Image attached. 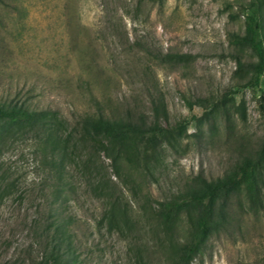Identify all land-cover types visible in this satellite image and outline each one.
Returning a JSON list of instances; mask_svg holds the SVG:
<instances>
[{"label":"rangeland","instance_id":"obj_1","mask_svg":"<svg viewBox=\"0 0 264 264\" xmlns=\"http://www.w3.org/2000/svg\"><path fill=\"white\" fill-rule=\"evenodd\" d=\"M248 1L0 0V101L50 110L68 129L95 109V99L109 109L148 112L155 92L172 131L157 149H141L138 162L121 155L113 164L79 142L56 195L37 136L0 134V264L36 256L31 219L51 205L67 222L75 264H169L157 245L154 201L197 176L223 175L262 136L256 99L264 71L258 84L242 86L249 71L235 55L254 56L232 43L243 32ZM166 53H178V61ZM232 200L236 222L210 236L191 264H263L264 210L252 209L242 187ZM112 205L116 216L108 221ZM192 224L180 219L178 239Z\"/></svg>","mask_w":264,"mask_h":264},{"label":"trees","instance_id":"obj_2","mask_svg":"<svg viewBox=\"0 0 264 264\" xmlns=\"http://www.w3.org/2000/svg\"><path fill=\"white\" fill-rule=\"evenodd\" d=\"M246 9L243 32L232 38L233 44L249 50L254 56L253 60H246L235 55L236 65L249 71L242 86L258 84L264 71V16L261 0H249ZM164 57L166 60L178 61V53H166ZM256 102L263 131L255 148L244 154L223 175L213 179L202 176L192 178L169 197L155 200L150 208V215L156 220L160 233L155 232L157 245L169 264H191L210 236L230 229L236 222L232 199L239 188L244 189L245 198L255 212L264 210L263 90H260ZM94 103L95 109L85 111L67 129L64 122L50 110L31 108L17 100L0 101V119H7L0 126V134L6 131L33 132L43 150L48 151L43 156L42 164L51 172L53 195L60 191V181L67 171L65 160L72 163L76 161V145L81 141H88L93 150L103 151L113 164L121 155L129 162H138L140 154L146 153V148L155 150L169 141L172 131L162 122L166 108L160 94L149 92L148 112L109 109L97 99ZM236 108L244 120L243 101ZM100 137L107 138L112 146H107ZM113 208L112 205L104 216L108 221L115 219L116 211ZM184 215L192 218L193 226L188 236L178 239V222ZM31 227L38 250L35 257L23 259L20 264L76 263L67 222L54 212L52 205L45 214L33 216Z\"/></svg>","mask_w":264,"mask_h":264}]
</instances>
